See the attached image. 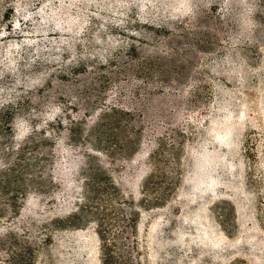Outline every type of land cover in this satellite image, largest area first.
I'll use <instances>...</instances> for the list:
<instances>
[{
  "label": "rangeland",
  "instance_id": "1",
  "mask_svg": "<svg viewBox=\"0 0 264 264\" xmlns=\"http://www.w3.org/2000/svg\"><path fill=\"white\" fill-rule=\"evenodd\" d=\"M0 264H264V0H0Z\"/></svg>",
  "mask_w": 264,
  "mask_h": 264
},
{
  "label": "trees",
  "instance_id": "2",
  "mask_svg": "<svg viewBox=\"0 0 264 264\" xmlns=\"http://www.w3.org/2000/svg\"><path fill=\"white\" fill-rule=\"evenodd\" d=\"M198 162H199V164L202 163V158H199V159H198ZM199 175H200V174H199ZM108 248H109V252L105 253V256H107V259H108V256H109V258H110V247L107 246V249H108Z\"/></svg>",
  "mask_w": 264,
  "mask_h": 264
}]
</instances>
